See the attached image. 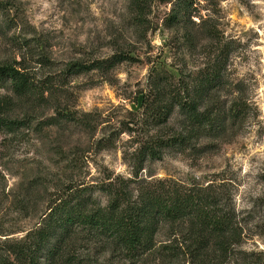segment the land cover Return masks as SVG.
Here are the masks:
<instances>
[{"label":"rangeland","instance_id":"obj_1","mask_svg":"<svg viewBox=\"0 0 264 264\" xmlns=\"http://www.w3.org/2000/svg\"><path fill=\"white\" fill-rule=\"evenodd\" d=\"M0 67L25 69L35 89L0 85V264H65L36 249L52 194L76 185L99 190L130 179L145 147L189 136L177 108L151 120L155 82L193 95L209 72L219 83L200 111L211 124L186 144L159 147L144 178L223 186L243 231L224 264H264V0H0ZM141 9V11H140ZM143 12V13H142ZM128 57L115 64L116 56ZM105 68L70 74L73 64ZM207 96V95H206ZM154 104V103H153ZM194 129V128H193ZM156 148V147H155ZM170 228L157 236L168 244ZM173 240V239H171ZM68 264H191L160 255L132 260L108 241L82 240Z\"/></svg>","mask_w":264,"mask_h":264},{"label":"trees","instance_id":"obj_2","mask_svg":"<svg viewBox=\"0 0 264 264\" xmlns=\"http://www.w3.org/2000/svg\"><path fill=\"white\" fill-rule=\"evenodd\" d=\"M5 9L0 4V12ZM126 58L116 56L108 70ZM105 64L100 61L90 66L73 64L70 74L103 69ZM219 78L218 72H209L195 87L193 95L188 89L183 93H168L162 82H155L156 101H149L151 120L157 124L168 122L180 108L191 128L189 136L195 129L211 124L212 112L200 109L214 86L220 84ZM6 84H11L20 95L36 88L30 74L13 65L0 67V85ZM17 125L0 120V128ZM189 136L181 134L178 139L166 143L159 141L156 148L145 147L136 159L132 178L109 177L108 183L99 188L108 196L106 207L94 198L91 186L78 184L52 194L44 226L34 234L37 245L33 252L39 253L41 246L47 247L53 241L48 253L68 264L75 258L80 241L103 238L114 253L132 260L159 254L164 261L170 262L184 259L191 264L227 263L241 246L243 231L235 209L227 203L223 186L215 182L205 187L172 180L149 181L143 175L146 158H160L159 147L186 144ZM164 226L170 228V240L159 247L156 239Z\"/></svg>","mask_w":264,"mask_h":264}]
</instances>
